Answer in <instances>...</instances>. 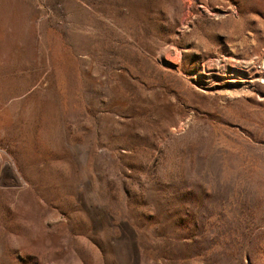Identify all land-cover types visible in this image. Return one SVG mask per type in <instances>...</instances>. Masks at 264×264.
<instances>
[{"label":"rangeland","instance_id":"obj_1","mask_svg":"<svg viewBox=\"0 0 264 264\" xmlns=\"http://www.w3.org/2000/svg\"><path fill=\"white\" fill-rule=\"evenodd\" d=\"M0 264H264V0H0Z\"/></svg>","mask_w":264,"mask_h":264}]
</instances>
